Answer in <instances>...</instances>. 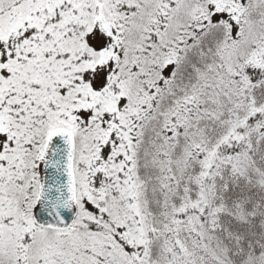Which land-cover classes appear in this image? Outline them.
<instances>
[{
	"label": "snow or ice",
	"instance_id": "1",
	"mask_svg": "<svg viewBox=\"0 0 264 264\" xmlns=\"http://www.w3.org/2000/svg\"><path fill=\"white\" fill-rule=\"evenodd\" d=\"M0 264H264V0H0Z\"/></svg>",
	"mask_w": 264,
	"mask_h": 264
}]
</instances>
